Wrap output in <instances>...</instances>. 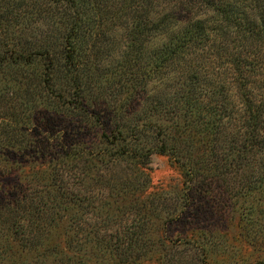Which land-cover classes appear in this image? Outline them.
I'll return each instance as SVG.
<instances>
[{
  "label": "trees",
  "instance_id": "trees-1",
  "mask_svg": "<svg viewBox=\"0 0 264 264\" xmlns=\"http://www.w3.org/2000/svg\"><path fill=\"white\" fill-rule=\"evenodd\" d=\"M115 49H123L126 62L144 64L154 74V96L143 93V107L154 116L170 115V128L154 123L155 152L184 166L178 144L206 138L211 155L226 157L218 153V139L233 130L231 140L239 147L226 152L229 164L255 169L254 181L264 183V0H0V176L15 163L10 156L25 157L32 166L25 152L41 155L40 165L48 167L0 193V264H50L54 251L45 241L59 223L63 251L53 264H80L76 255L91 252L93 244L98 259L109 256L120 264L146 253L148 240L108 238L107 223L102 233L87 230L89 237L87 232L83 240L76 237L88 226L76 216L78 209L96 210L113 223L108 198L118 199L111 194L144 183L138 159L144 163L147 150L133 155L124 146L113 153L106 148H120L126 132L133 140L139 135L132 124L134 100L113 102L101 117L87 93L92 71ZM81 54L83 62L77 63ZM90 58L96 62L90 64ZM55 79L71 89L66 108L77 110L79 123L60 127L51 98L63 96L53 91ZM81 121L97 130L93 144L52 141L61 133L80 137ZM37 122L44 133L28 140L25 133L37 131ZM119 162L130 181L105 175Z\"/></svg>",
  "mask_w": 264,
  "mask_h": 264
},
{
  "label": "rangeland",
  "instance_id": "rangeland-1",
  "mask_svg": "<svg viewBox=\"0 0 264 264\" xmlns=\"http://www.w3.org/2000/svg\"><path fill=\"white\" fill-rule=\"evenodd\" d=\"M29 8L30 6L27 9ZM61 9L60 7L56 11ZM40 21L42 20H39L38 24ZM86 37L79 36L80 39ZM122 51L123 49H115L110 55L103 57L98 68L90 75L93 84L87 93H91L90 99L95 102L94 108L100 112L101 117L110 111L113 102L121 105L124 101L134 100L135 114L132 124L139 130V135L133 140L130 133L126 132L129 138L119 145L120 148L112 145L106 148L113 153L124 146L133 155L138 154L141 147L144 152L147 150L148 157L144 158V163L143 159H138V163L142 162L143 166L139 168L143 176L139 177H145L144 183L138 189L122 187L116 193L110 191L113 193L111 195L118 199L112 203L108 198L110 209L107 218L112 219L113 223L102 219L104 214L98 217L96 214L99 212L96 210L92 214L78 209L76 216L86 220L88 226L84 231L79 229L76 237L83 240L85 232L89 237L87 230L100 229L102 233L101 224L107 223L110 226L106 232L108 238L113 239L118 235L148 240L144 244L146 253L133 263L125 264H264V183L254 181L255 175L258 174L254 172L255 169L253 172L242 169L244 167L235 169L229 164L231 154L226 155V152L230 146L239 147L237 142L231 140L235 132L228 130L218 139V153L226 157L211 155L206 138L205 141L192 140L178 144L177 158L184 166L175 162L174 157L168 153L155 152L154 123L162 128H170L172 125L166 120L170 115L154 116V110L143 107L140 103L143 102V97L154 96V74L147 72L144 64L132 65L126 62ZM83 57L81 54L77 63L83 62ZM92 60L93 58L89 59L90 64L96 62ZM54 83L53 91L63 96L60 99L51 98L53 103L58 105L55 113L61 118L60 121H55H59L62 128L72 120L79 123L75 122L77 110L72 112L66 108L71 89L63 85L61 80L55 79ZM102 122L103 120H100L99 123ZM90 123L81 121L84 135L80 137L70 136L67 139V136L61 133L52 141L74 142L77 138L82 144L88 145L94 142L92 137L97 132L96 129H88L93 128ZM35 125L37 131L29 128L25 133L28 140H32L35 133H44L38 122ZM25 154L33 159V165L26 164L25 157L10 156L16 161L7 166L4 174L0 176V193L12 189L13 185L22 182L23 178L32 179L36 175H42L43 171H48L46 165H40L43 160L41 155L34 152ZM126 162L129 164V160ZM248 162L254 164L253 161ZM124 164L117 163L105 175L110 177L109 180L118 178L120 182L123 179L130 181L131 176L123 173ZM187 165L192 169L187 171ZM188 172H192L193 176ZM90 174L94 175V172H89ZM131 225L134 227H130ZM64 231L63 224L59 223L51 228L45 241L46 247L54 251L48 257L50 264L55 263L60 258L59 252L63 251ZM100 256L101 253L93 244L91 252L76 255L75 262L120 264L115 258L105 256L98 259Z\"/></svg>",
  "mask_w": 264,
  "mask_h": 264
}]
</instances>
